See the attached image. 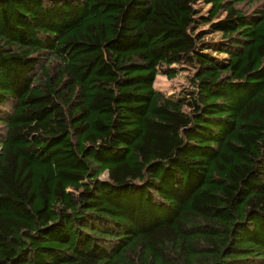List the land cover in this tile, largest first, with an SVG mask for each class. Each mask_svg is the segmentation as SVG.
<instances>
[{"label": "trees", "instance_id": "trees-1", "mask_svg": "<svg viewBox=\"0 0 264 264\" xmlns=\"http://www.w3.org/2000/svg\"><path fill=\"white\" fill-rule=\"evenodd\" d=\"M0 264H264V0H0Z\"/></svg>", "mask_w": 264, "mask_h": 264}, {"label": "rangeland", "instance_id": "rangeland-1", "mask_svg": "<svg viewBox=\"0 0 264 264\" xmlns=\"http://www.w3.org/2000/svg\"><path fill=\"white\" fill-rule=\"evenodd\" d=\"M154 87L167 94H173L180 92L183 88H187V71H182L178 76L173 79H167L166 77H157L154 83ZM106 175H102L101 179H105Z\"/></svg>", "mask_w": 264, "mask_h": 264}]
</instances>
